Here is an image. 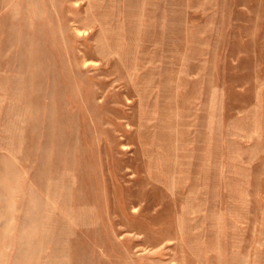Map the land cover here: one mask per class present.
Returning a JSON list of instances; mask_svg holds the SVG:
<instances>
[{
    "label": "rangeland",
    "instance_id": "374dc122",
    "mask_svg": "<svg viewBox=\"0 0 264 264\" xmlns=\"http://www.w3.org/2000/svg\"><path fill=\"white\" fill-rule=\"evenodd\" d=\"M0 264H264V0H0Z\"/></svg>",
    "mask_w": 264,
    "mask_h": 264
}]
</instances>
